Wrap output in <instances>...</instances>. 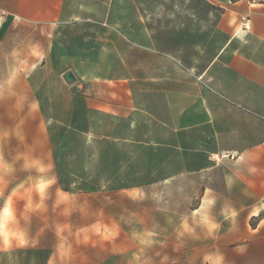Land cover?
<instances>
[{
	"label": "rangeland",
	"instance_id": "374dc122",
	"mask_svg": "<svg viewBox=\"0 0 264 264\" xmlns=\"http://www.w3.org/2000/svg\"><path fill=\"white\" fill-rule=\"evenodd\" d=\"M76 2L87 3L80 18L57 28L32 70L8 51L43 40L13 28L0 38V264H264V216L223 196L228 169L199 170L206 131L186 145L166 123L168 90H204L222 16L264 0ZM82 180L96 189L77 190Z\"/></svg>",
	"mask_w": 264,
	"mask_h": 264
},
{
	"label": "crops",
	"instance_id": "0c3cea01",
	"mask_svg": "<svg viewBox=\"0 0 264 264\" xmlns=\"http://www.w3.org/2000/svg\"><path fill=\"white\" fill-rule=\"evenodd\" d=\"M237 4L230 14L222 16L218 26L226 34V42L198 75L204 90L198 95H177L168 90V97L172 95L173 98L168 100L166 123L173 131H182L186 145L188 135H193L197 129L200 135L206 131V140L213 146L206 150L211 156L208 164L199 165V170L218 166L228 169V173L223 171L220 180L223 196L246 199L234 206L246 207L250 215L261 213L264 216V3ZM86 5L76 0H0V20L5 16L0 22L3 28L0 38L13 28L32 32L34 38L43 40L34 45L35 51L27 42L23 47L28 51H8L13 56L22 55L18 59L21 63L18 70L29 71L43 62L47 40L56 37L58 27L77 22L79 7ZM240 17L238 28L235 23ZM244 21H247V30L243 28ZM51 45V52L60 48L58 42ZM33 56L36 58L32 59ZM69 58L71 61L84 60ZM181 99L180 115L176 103ZM222 152L234 153L235 158L210 163L212 157H219ZM206 191L211 189L206 187Z\"/></svg>",
	"mask_w": 264,
	"mask_h": 264
},
{
	"label": "trees",
	"instance_id": "16d2710c",
	"mask_svg": "<svg viewBox=\"0 0 264 264\" xmlns=\"http://www.w3.org/2000/svg\"><path fill=\"white\" fill-rule=\"evenodd\" d=\"M57 172L59 174V183L63 185L66 188H70L73 183L69 178L70 171L68 170V167H63L62 164H56ZM123 184V183H122ZM77 190L81 192H86L89 190L96 189V185L93 182H90L88 180H82L80 182L75 183ZM125 185V186H124ZM128 184H123L124 187H126Z\"/></svg>",
	"mask_w": 264,
	"mask_h": 264
},
{
	"label": "clouds",
	"instance_id": "9594fccd",
	"mask_svg": "<svg viewBox=\"0 0 264 264\" xmlns=\"http://www.w3.org/2000/svg\"><path fill=\"white\" fill-rule=\"evenodd\" d=\"M54 183H55V178H53V179L47 181V184H48L49 187H51ZM14 196H15V193H14V192H13V193H10V194L8 195L7 199L10 200V199H12ZM18 238H19V242H20L21 244H23V243H24V239H23V237L20 236V237H18ZM3 242H4L5 244H7V243L10 242V239H9V237H8L7 235L5 236V239H4Z\"/></svg>",
	"mask_w": 264,
	"mask_h": 264
},
{
	"label": "built area",
	"instance_id": "2783aa9c",
	"mask_svg": "<svg viewBox=\"0 0 264 264\" xmlns=\"http://www.w3.org/2000/svg\"><path fill=\"white\" fill-rule=\"evenodd\" d=\"M4 17H5L4 15L1 17L0 22H2V21L4 20ZM243 28H244L245 30L249 29V28L247 27V21H244V22H243ZM219 157H220V158H231V159H233V158H235V154H234V153L222 152V153L219 155ZM263 206H264V204H263Z\"/></svg>",
	"mask_w": 264,
	"mask_h": 264
},
{
	"label": "water",
	"instance_id": "95a60500",
	"mask_svg": "<svg viewBox=\"0 0 264 264\" xmlns=\"http://www.w3.org/2000/svg\"><path fill=\"white\" fill-rule=\"evenodd\" d=\"M65 79L67 80L68 83H73L76 80V77L69 72L68 74L65 75Z\"/></svg>",
	"mask_w": 264,
	"mask_h": 264
}]
</instances>
